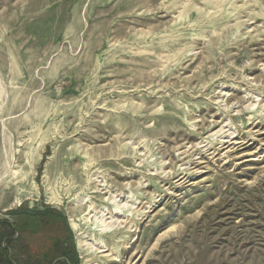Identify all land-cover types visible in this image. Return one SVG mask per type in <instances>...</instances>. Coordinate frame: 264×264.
<instances>
[{
    "label": "rangeland",
    "instance_id": "1",
    "mask_svg": "<svg viewBox=\"0 0 264 264\" xmlns=\"http://www.w3.org/2000/svg\"><path fill=\"white\" fill-rule=\"evenodd\" d=\"M53 211L16 264H264V0H0V221Z\"/></svg>",
    "mask_w": 264,
    "mask_h": 264
},
{
    "label": "trees",
    "instance_id": "2",
    "mask_svg": "<svg viewBox=\"0 0 264 264\" xmlns=\"http://www.w3.org/2000/svg\"><path fill=\"white\" fill-rule=\"evenodd\" d=\"M27 222L23 226H16L10 224L8 221H0V228H11V230L0 229V264H16L13 260V256L10 252V244L12 243V236L16 232V228L23 234V229H32L31 234H37L46 221L56 220L57 222L64 220L57 212L47 213H33L27 218ZM21 228V229H20ZM11 232V233H10ZM23 251L31 254V257H38L37 264H53V262L60 256H65L66 253L63 248V242L59 239H54L50 247L41 250L33 251L31 247L24 246ZM31 249V250H30ZM28 251V252H27ZM34 253H33V252Z\"/></svg>",
    "mask_w": 264,
    "mask_h": 264
},
{
    "label": "bare ground",
    "instance_id": "3",
    "mask_svg": "<svg viewBox=\"0 0 264 264\" xmlns=\"http://www.w3.org/2000/svg\"><path fill=\"white\" fill-rule=\"evenodd\" d=\"M117 213H119V212H117ZM86 245V244H85ZM88 245V244H87ZM90 246V245H89Z\"/></svg>",
    "mask_w": 264,
    "mask_h": 264
}]
</instances>
